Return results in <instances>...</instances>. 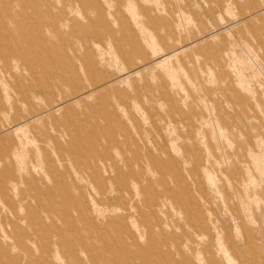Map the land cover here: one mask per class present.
Masks as SVG:
<instances>
[{
    "label": "rangeland",
    "instance_id": "1",
    "mask_svg": "<svg viewBox=\"0 0 264 264\" xmlns=\"http://www.w3.org/2000/svg\"><path fill=\"white\" fill-rule=\"evenodd\" d=\"M0 264H264V0H0Z\"/></svg>",
    "mask_w": 264,
    "mask_h": 264
},
{
    "label": "bare ground",
    "instance_id": "2",
    "mask_svg": "<svg viewBox=\"0 0 264 264\" xmlns=\"http://www.w3.org/2000/svg\"><path fill=\"white\" fill-rule=\"evenodd\" d=\"M198 257V256H197Z\"/></svg>",
    "mask_w": 264,
    "mask_h": 264
}]
</instances>
